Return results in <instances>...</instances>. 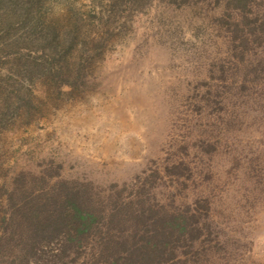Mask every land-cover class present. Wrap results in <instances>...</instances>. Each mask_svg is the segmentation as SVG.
Returning <instances> with one entry per match:
<instances>
[{
  "label": "rangeland",
  "instance_id": "rangeland-1",
  "mask_svg": "<svg viewBox=\"0 0 264 264\" xmlns=\"http://www.w3.org/2000/svg\"><path fill=\"white\" fill-rule=\"evenodd\" d=\"M0 264H264V0H0Z\"/></svg>",
  "mask_w": 264,
  "mask_h": 264
},
{
  "label": "trees",
  "instance_id": "trees-1",
  "mask_svg": "<svg viewBox=\"0 0 264 264\" xmlns=\"http://www.w3.org/2000/svg\"><path fill=\"white\" fill-rule=\"evenodd\" d=\"M73 206H74V209L76 210V217L84 220V222H83V227H84V228H83V229L81 228V229L79 230V233L84 232V231L87 229V227L89 226L90 222L93 220V214H91L90 212H86V211H85L84 209H82V208L80 207V205L77 204V203H74ZM38 216H39V215L37 214V212H35V217H38ZM89 218H91V219H89ZM88 219H89V220H88ZM87 221H88V222H87ZM10 223H11V220H10ZM14 225H15V224H14V222H13L11 226H14ZM13 232H14L15 234H18L17 226H16V225L14 226Z\"/></svg>",
  "mask_w": 264,
  "mask_h": 264
}]
</instances>
